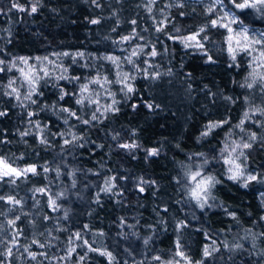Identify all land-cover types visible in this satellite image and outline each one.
Returning a JSON list of instances; mask_svg holds the SVG:
<instances>
[{
	"label": "trees",
	"instance_id": "1",
	"mask_svg": "<svg viewBox=\"0 0 264 264\" xmlns=\"http://www.w3.org/2000/svg\"><path fill=\"white\" fill-rule=\"evenodd\" d=\"M160 1L156 4L170 5L169 22L158 37L164 41L163 36L176 28L194 31L205 25L209 53L168 39L161 58H152L147 50L138 57L134 91L120 101L118 111L88 124H73V135L65 138L60 122L50 120L49 128L39 131L22 99L5 94L11 93L7 62L19 56L80 50L109 52L125 33L139 38L137 22L146 20L144 2L39 0L38 11L29 14L12 5L30 10L36 0H0V59L6 62L0 65L5 69L0 72V111L6 113L0 116V158L19 169L34 166L37 170L12 183L0 181L4 198L0 209L13 212L4 214L7 219L16 216L20 207L2 194L11 188L7 193L21 207L40 212L44 246L35 259L22 254L18 264H156L175 252L178 223L183 224L182 244L194 264H264V211L259 199L264 183L251 181L245 188L223 175L224 127L202 135L233 89L232 77L240 73L231 63L225 31L211 28V13L201 4ZM237 14L246 23L264 27V18L254 10H237ZM182 89L191 99L183 115L169 94ZM47 123L41 121L42 126ZM23 132L29 135L22 136ZM150 150L157 154L149 155ZM247 156L258 180H264V137L248 149ZM190 171L220 180L203 208L190 196L186 179ZM208 240L217 247L205 256ZM103 253H110L111 259ZM12 255L13 251L9 257L0 253V264H12Z\"/></svg>",
	"mask_w": 264,
	"mask_h": 264
},
{
	"label": "rangeland",
	"instance_id": "2",
	"mask_svg": "<svg viewBox=\"0 0 264 264\" xmlns=\"http://www.w3.org/2000/svg\"><path fill=\"white\" fill-rule=\"evenodd\" d=\"M134 1L136 2L137 0ZM139 1L140 3L144 2V7L146 9V20L142 21V23L137 22L140 28L136 35H139V38H135L136 36L132 34L125 33L126 35L123 34L120 39H117V47L109 52L101 51L97 53L80 50L74 52H63L69 53L68 56H64L62 53H55L49 56H19L14 57L7 62L6 67L8 69V73L11 74L9 75L8 83L10 81L14 82L12 87H15L20 93L23 107L28 108V114L33 113L30 118L32 117L34 123L39 124V131L49 128V121L54 120L55 122L57 121L62 124V135L64 133L65 138H70L74 133L73 129H75L73 124L83 123L84 120L90 121L94 114L97 117H104L108 112L112 111H105V108L112 105L113 99L117 101L115 105H112V108L115 109L120 101H122L129 94L124 88V84L121 82L123 81L124 73H129L127 83L133 86L135 73L138 71V67L140 65L138 61L139 55L145 54L148 50V52H150L149 55L152 58H161V52H163V55L166 54V51H164L166 39L173 42H179V44L185 47L182 42V38L199 33L197 40L201 41L204 47L202 49L193 46L185 48L195 51L197 50L202 54L209 53L205 50V41L207 40L205 25H200L199 28L194 31H189L188 28H176L171 34L166 32L167 34L163 36L165 38L163 41L157 35V28L164 31L163 27L169 22L168 6L170 4H156L158 0ZM190 1H194L199 5L201 4L207 11L210 6H213V0ZM225 3L227 4L228 1L225 0ZM224 11H228V8L222 9L219 6H214V10L212 12L208 11V13H211V20H213L218 19ZM235 11L237 13V10ZM244 23L249 28L250 36H255V34L259 32H264L263 26L259 27L246 23L245 21ZM232 27L238 28L239 24H234ZM202 28L204 29L203 32H201ZM211 28L214 27L211 26ZM224 31L228 51L229 45L227 37L229 33L226 29H224ZM98 33L96 32L95 34ZM170 36L173 37V39H169ZM124 37H128L129 39L124 40ZM194 43L195 42H189L190 45ZM149 47L151 49H147ZM254 47L258 48L259 46L257 45ZM153 50L156 51L157 55L152 56L151 53ZM133 51L137 53L135 56L132 55ZM79 53H83V56H79ZM258 55L259 54L256 51H253L252 54L249 55L247 52L238 50L236 58L233 60L231 58V54L229 53L232 65L235 66L236 72L240 71V73H237V75L234 73L235 76L232 77L230 85L233 89H229V94L225 95L219 115H216V119L208 122L204 128L205 132L209 124L216 122H221V124L220 126L212 129V131L217 128L224 127V138L220 149V161L223 166V175L226 178L230 175L228 168L231 165L226 164L225 160H228L229 158L235 160L236 163L243 166L245 175H256L255 170L251 168L248 163L247 151L249 148H236L234 152L233 148H235L237 144L242 145L243 143H250L252 146L258 142L260 138L264 137V115H261L260 112L257 111L258 109H264V81L259 79L260 75H264V66H261L258 60L253 59V57H258ZM20 57L28 58L29 63L27 65L22 64L19 59ZM37 57L40 59L37 60ZM45 57L48 59L45 60ZM73 57H75V60H73ZM106 57H116L118 60L116 63H113L111 60L106 59ZM129 58L132 63H128ZM49 61H52V63H49ZM13 62H15V67L12 66ZM58 65L60 67H57ZM65 67L68 69L67 72H63V68ZM43 68L48 69L49 77L42 78L38 81L37 92L41 94H33L30 99H25L24 96L29 90V85L25 81V78L21 74L20 70L23 69L25 73L35 72L38 75L43 76V72L40 71V69ZM157 71V68H153L152 70L153 73H157ZM62 72L65 76L79 77V79H56V77L61 75ZM105 77L107 78V82L104 79ZM96 78L100 79V84L92 83V81ZM83 84L88 85V92L81 93L80 88ZM248 84H253V86L249 88L247 86ZM61 90L71 93V95L65 96V98L61 100L59 98ZM169 92L170 96H172L171 103L175 106V108L182 109L183 115L184 109H187V106H190L191 99L189 98V94H187L185 89L180 91L171 90ZM81 98H85L84 103L82 105L77 104L76 100ZM32 100H36L37 102L33 104L31 102ZM92 101H98L99 103H94ZM63 108H68L70 111H74L76 116H69L68 113L61 110ZM97 109L99 110L97 111ZM245 113H248L247 118L245 117ZM38 119H40L43 123L44 121H48L47 125L42 126L41 121ZM242 121L243 123H241ZM54 125V127L57 126L56 123ZM253 133L256 135L255 140L251 139V135ZM41 135H43V132H40L39 136ZM47 137L48 135L46 138ZM240 152H243L244 155L240 156ZM16 169L22 171L25 168ZM15 178L19 177H13L12 180L4 178L0 179V181L8 179V181L12 183L15 181ZM234 182L242 185L244 181L240 180L239 182ZM249 183L250 182H248V185ZM7 191H4L2 194L5 195L6 198H9L11 196L7 193ZM259 197L264 211V192H261ZM14 205L20 208L15 209L17 214L13 220L10 218L7 219V216H11L13 214V212L12 214L10 213V208L5 209L4 211L0 209V253L6 254L9 257V249H11V251H13V258H11V262L12 264H18L22 254L28 257H33L32 254H35L36 256L39 253H43L42 250L44 246L41 247L42 243L40 241V236L42 234V217L41 214H39L40 212H32L29 209V211H27L23 206L21 207L19 203ZM12 207L13 206H11V208ZM4 214H7V216H4ZM10 221L13 223H9ZM10 225H13V227ZM182 231L183 224L178 223L175 239V252L168 260L161 261L156 264L195 263V260L191 256L187 246L182 244V238L184 236ZM8 233L12 234L11 238L6 236ZM205 246H208L210 253L217 247L215 243H212V240H208V242L204 245V248ZM178 252L184 253V256L187 259H182L181 256L177 254Z\"/></svg>",
	"mask_w": 264,
	"mask_h": 264
},
{
	"label": "snow or ice",
	"instance_id": "3",
	"mask_svg": "<svg viewBox=\"0 0 264 264\" xmlns=\"http://www.w3.org/2000/svg\"><path fill=\"white\" fill-rule=\"evenodd\" d=\"M39 3V0H36V3H33L30 7V10L26 9L25 7H23L22 5L18 4V3H13L12 7L16 8L18 11L20 12H24V11H29V14H33L36 13L38 11V7L37 4ZM214 6H219L222 9L224 8H228V11H224L222 15H220L218 17V19H213L210 21L211 26L216 27L219 26L221 28H224L227 30V32L229 33L228 37H227V41H228V51L231 54V58L233 60H235L236 58V53L237 51H244L247 52L249 55L252 54L253 51L258 52V57H253L254 60H258L261 64V66H264V32H259L256 33L255 36H250L249 35V28L245 25L244 20L241 19L235 10H239L240 12H245V10H254L256 13L260 14L261 18H264V0H228V3H225V0H213V6H210L208 11L212 12L214 10ZM247 14V13H246ZM91 23L96 24L99 23L98 20H92ZM132 23L134 24L135 21H132ZM234 24H239L238 28H233L232 25ZM157 31H160L159 28H157ZM204 29H201V32H203ZM199 35V33L195 34V35H190L187 37L182 38V42L184 43L185 47H189V46H193V47H197V48H203L204 45L201 41L197 40V36ZM124 40H128V37H124ZM169 39H173V37H169ZM206 39V37H205ZM189 42H195L194 44H189ZM259 46L258 48L254 47V46ZM137 53L135 51H133L132 55L135 56ZM152 56L157 55L156 51L153 50L152 51ZM62 55L64 56H68L69 53H62ZM79 56H83V53H79ZM20 62L22 64L27 65L29 63L28 58L26 57H20ZM37 60H39L40 58L37 57ZM45 60H47L48 58L45 57ZM106 59L111 60L113 63H116L118 58L116 57H106ZM73 60H75V57H73ZM208 60L211 61V57H208ZM6 62L3 59H0V65H4ZM49 63H52V61H49ZM128 63H132L131 59L129 58ZM13 67H15V62H13L12 64ZM57 67H60L59 65ZM5 69L3 67H0V72H3ZM21 74L24 76L25 81L27 82V84L29 85V90L28 92L25 94L24 98L25 99H30L31 96L33 94H37L40 95L41 93L37 92V88H38V81L42 78L45 77H49V72L47 68H43L40 69L41 72H43V76L38 75L35 72H28L25 73L23 71V69L20 70ZM68 69L65 67L63 68V72H67ZM63 72L61 73V75L57 76L56 79L60 80H78L79 77H68L63 75ZM129 78V73H124V77H123V81H121L124 84V88L127 90L128 93H132L134 91V88L131 84L127 83V80ZM105 81L107 82V78H104ZM259 79L264 81V75H260ZM14 82L10 81L8 84V87L11 89V93H5L6 95H12L15 94V99L17 101L20 100V93L17 91V89L15 87H12V84ZM92 83L95 84H100V79L96 78L92 81ZM249 88H251L253 86V84H248L247 85ZM81 93L83 92H88L89 88L87 84H83L81 85ZM71 95V93L65 92L63 90H61V95H60V99L63 100L65 98V96H69ZM84 99L85 98H81V99H77L76 103L77 104H83L84 103ZM33 104H35L37 101L36 100H32L31 101ZM94 103H99L98 101H92ZM117 103L116 100L113 99L112 101V105H115ZM112 105H109L107 108H105V111H109V110H115L118 111V109H113ZM149 108H151V105H148ZM62 111L68 113L69 116L71 117H75L76 113L74 111H70L68 108H63L61 109ZM99 109H97L98 111ZM257 111L260 112L261 115H264V109H258ZM6 115L5 112L0 111V116H4ZM29 116L33 115V113H29ZM245 117H248V113H245ZM92 120H96L97 116L94 114L91 117ZM67 122V121H65ZM84 124H88L89 121L88 120H84L83 121ZM243 123V121L241 122ZM221 122H216V123H211L207 126V130L205 132L202 133V135L207 136L212 129L220 126ZM37 128H39V124L36 125ZM22 136H26L29 135L28 132H23L21 133ZM251 139L255 140L256 139V135L255 133H253L251 135ZM41 143H46L45 140L41 139L40 141ZM65 143H68V141H65ZM120 147H124V148H135L136 145L135 144H122L120 145ZM243 148V149H248L251 147L250 143H243L242 145L237 144L235 146V148H233V152L235 151L236 148ZM157 152L156 150H150L149 151V155H156ZM240 156H243L244 153L240 152L239 153ZM207 159L204 161L205 164H207ZM226 164L231 165L228 168V172L230 173V175L228 176V179L232 180V181H237L239 182L240 180H243V184L241 185L242 187H248V182L251 181H258L260 183H264V180H258V177L256 175L253 174H247L245 175L244 171H243V166L239 163H236L235 160L229 158L228 160H225ZM36 168L34 166L28 167L23 169L22 171L17 170L16 168H13L10 164H8L4 159L0 158V179H4V178H8V179H12L13 177H21L23 176L24 173H28L31 172L33 174H36ZM45 171H47V169H45ZM114 179V178H113ZM186 179L190 182L191 187L189 189L190 192V196L192 199H194L201 208H203L205 206V204H207L209 197L211 196V190L215 187L216 184L220 183V180H218L216 177H214L211 174H206L204 172L201 171H195V172H188L186 173ZM108 191H110L111 189L108 188L106 189ZM38 191H43V189H38ZM141 191H143V189L141 188ZM0 199H4L3 197H0ZM8 202L9 203H19V201H14L13 198L9 197L8 198ZM51 203L53 205H55L54 201H51ZM210 206V205H209ZM9 223H13L12 221H10ZM79 237V233H77V238ZM85 243H87L85 241ZM212 243L214 244L215 241L213 240ZM41 247H43V245H41ZM9 254H11V249H9ZM105 255L109 256V259H111V254L110 253H103ZM178 255L181 256L182 259H187L184 256V253L182 252H178ZM204 255L205 256H209L210 252H209V248L208 246H205L204 248ZM33 259H35V254H32ZM156 259H159V257H156ZM189 264H191V262H189Z\"/></svg>",
	"mask_w": 264,
	"mask_h": 264
}]
</instances>
